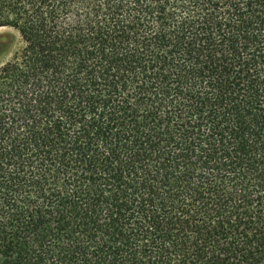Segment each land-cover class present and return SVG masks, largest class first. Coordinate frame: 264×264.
I'll use <instances>...</instances> for the list:
<instances>
[{
    "label": "trees",
    "instance_id": "trees-1",
    "mask_svg": "<svg viewBox=\"0 0 264 264\" xmlns=\"http://www.w3.org/2000/svg\"><path fill=\"white\" fill-rule=\"evenodd\" d=\"M1 27L0 264H264V0H0Z\"/></svg>",
    "mask_w": 264,
    "mask_h": 264
},
{
    "label": "rangeland",
    "instance_id": "rangeland-1",
    "mask_svg": "<svg viewBox=\"0 0 264 264\" xmlns=\"http://www.w3.org/2000/svg\"><path fill=\"white\" fill-rule=\"evenodd\" d=\"M7 40H11L10 45H5ZM6 41V42H5ZM5 46H4V45ZM0 62L10 59L12 55L18 51L22 45L21 39L17 31L10 27L0 28ZM4 46V47H3Z\"/></svg>",
    "mask_w": 264,
    "mask_h": 264
}]
</instances>
